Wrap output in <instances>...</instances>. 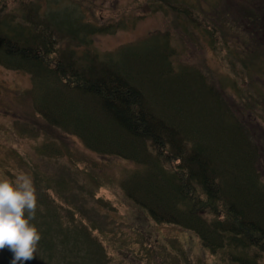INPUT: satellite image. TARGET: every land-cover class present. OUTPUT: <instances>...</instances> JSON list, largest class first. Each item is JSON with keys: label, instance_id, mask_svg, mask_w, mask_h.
Returning a JSON list of instances; mask_svg holds the SVG:
<instances>
[{"label": "trees", "instance_id": "trees-1", "mask_svg": "<svg viewBox=\"0 0 264 264\" xmlns=\"http://www.w3.org/2000/svg\"><path fill=\"white\" fill-rule=\"evenodd\" d=\"M160 1L151 11L168 16L169 9L174 22L186 21L184 32L199 37L190 33V24L200 26L193 16L200 0ZM216 1L201 10L212 28L207 31L210 45L219 41L217 31L229 34L215 27L220 16L227 17V29L255 24L254 12L241 2L237 5L245 21L232 11H217ZM21 6L18 14L0 16V65L31 77V87L18 97L22 121L13 119L17 136L34 139L42 133L45 140L37 150L49 160L80 153L69 146L67 139L73 137L108 162H130L132 168L123 170L117 184L124 200L144 210L145 217L193 233L209 253L219 250L220 264H259L264 182L256 166L258 147L251 131L231 113L221 89L197 66L174 61L171 33L153 31L99 52L90 48L92 37L125 29L123 19L90 20L66 0ZM252 28L243 30L252 36ZM231 50L242 64L240 73H264L256 48L249 47L245 55ZM247 91L255 105L260 102V94ZM23 162L32 172L37 195L31 223L41 233L35 258L27 264H113L92 234L101 229L88 226L82 216L75 220L72 213L69 221L57 219L60 205L52 197L64 190V181L45 177L34 164ZM88 177L98 188L96 174L89 172ZM11 256L0 250V264H11Z\"/></svg>", "mask_w": 264, "mask_h": 264}, {"label": "rangeland", "instance_id": "rangeland-1", "mask_svg": "<svg viewBox=\"0 0 264 264\" xmlns=\"http://www.w3.org/2000/svg\"><path fill=\"white\" fill-rule=\"evenodd\" d=\"M28 1L34 0H0V16L17 13L19 8L23 7L21 4H27ZM66 1L75 3L90 20H124L125 29L92 37L90 48L99 52L112 51L153 31H169L176 51L174 61L200 68L208 81L221 89V95L231 113L251 131L259 151L257 170L264 182V73L254 71L250 76L240 73L242 64L231 50L235 48V52L239 54L243 51L248 54L249 47L256 48L258 60L261 63L264 60V0H217V11H232L238 21L247 20L242 18V11L244 7H249L254 12L256 22L252 25L243 21L240 27L227 29L223 21L227 17L220 16L215 27L228 30L229 34L223 35L217 31L215 39L219 41L213 46L207 39V31H212L206 21L209 18L201 10L215 0H200L198 10H193L195 21L200 23V26L190 24V33L198 34V38L184 32L186 21L179 19L174 22V12L171 13L169 9L168 16H164L160 11H151L154 4L161 2L160 0ZM237 2H241L243 8H239ZM247 25L253 27L252 36L243 30ZM144 42L145 39L139 40V43ZM232 60L236 63L235 71ZM233 81L238 90L229 87ZM30 87L31 77L28 74L7 70L0 65V175L15 179L17 174L25 173L32 178V172L24 160L34 164L45 177L63 180L64 190L54 191L52 197L56 205H60L57 207V219L69 221L67 215L72 213L75 220L82 216L88 226L93 224L101 229V232L93 231L92 234L104 245L113 264L221 263L219 250L215 254L209 253L193 233L179 230L173 225L155 224L145 217L144 210L124 200L117 180L125 168H132L130 162L117 158L108 162L105 157L84 149L73 137L67 139L69 146L80 153L49 160L37 150L41 141L45 140L42 133L34 139L17 136L13 119L22 121L18 97ZM247 90L254 91L256 96L260 94V102L255 105L248 97ZM84 157L96 162L97 166L93 168ZM69 160L75 162V165ZM89 172L96 174L98 188L95 187V181L88 177ZM61 173L64 176H59ZM93 190L96 191L91 195L89 192ZM38 209L45 212L42 207ZM205 214L210 217L214 215ZM259 256V264H264V252Z\"/></svg>", "mask_w": 264, "mask_h": 264}, {"label": "clouds", "instance_id": "clouds-1", "mask_svg": "<svg viewBox=\"0 0 264 264\" xmlns=\"http://www.w3.org/2000/svg\"><path fill=\"white\" fill-rule=\"evenodd\" d=\"M37 195L32 178L19 173L15 179L0 175V250L11 252V264H27L35 258L41 233L31 223Z\"/></svg>", "mask_w": 264, "mask_h": 264}]
</instances>
